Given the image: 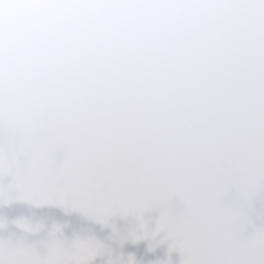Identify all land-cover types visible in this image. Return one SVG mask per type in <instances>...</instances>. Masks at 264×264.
I'll list each match as a JSON object with an SVG mask.
<instances>
[{
    "label": "water",
    "instance_id": "95a60500",
    "mask_svg": "<svg viewBox=\"0 0 264 264\" xmlns=\"http://www.w3.org/2000/svg\"><path fill=\"white\" fill-rule=\"evenodd\" d=\"M0 264H264V0H0Z\"/></svg>",
    "mask_w": 264,
    "mask_h": 264
}]
</instances>
